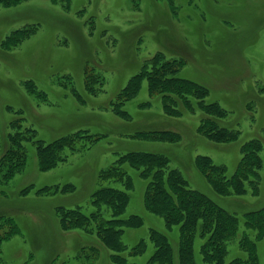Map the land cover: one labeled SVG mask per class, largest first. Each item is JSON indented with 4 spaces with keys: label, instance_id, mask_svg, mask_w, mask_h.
<instances>
[{
    "label": "rangeland",
    "instance_id": "1",
    "mask_svg": "<svg viewBox=\"0 0 264 264\" xmlns=\"http://www.w3.org/2000/svg\"><path fill=\"white\" fill-rule=\"evenodd\" d=\"M154 68L161 80L178 76L206 87L203 102L215 103L219 113L201 110L190 98L191 108L169 114L165 105L171 103L149 86ZM202 120L234 129L237 139H208L198 128ZM159 130L177 137L156 140ZM62 138H69L65 159L40 169L37 142ZM257 139V194L249 187L241 195L218 194L196 168V157L207 155L230 176L241 146ZM15 144L23 148L24 166L16 171L13 163L15 172L3 179L10 161L0 164V264H110L114 253L93 222L89 228L61 224L67 221L61 207L87 217L97 210L93 192L108 186L129 194L121 218L142 219L121 235L127 261L158 264L149 262L155 229L167 236L178 264V226L167 228L145 207L142 168L117 162L132 151L164 155L166 169H176L190 188L238 216L222 264L245 258L237 241L253 231L244 227L243 215L264 207V0H0V156ZM110 165L126 171L130 187L100 179ZM53 184L70 190L35 193ZM101 214L108 219L110 210L102 206ZM141 241L143 253L132 255ZM201 241L195 240L194 258L206 264Z\"/></svg>",
    "mask_w": 264,
    "mask_h": 264
},
{
    "label": "trees",
    "instance_id": "2",
    "mask_svg": "<svg viewBox=\"0 0 264 264\" xmlns=\"http://www.w3.org/2000/svg\"><path fill=\"white\" fill-rule=\"evenodd\" d=\"M173 73V71H169ZM160 71L154 68L149 75V86L156 87L161 92L169 114H180L179 107L191 108V99L196 100V106L207 113H219L215 103L205 104L203 99L207 96L206 87L192 80L174 76L159 79ZM178 110V111H177ZM172 115V114H171ZM210 120L201 121L199 130L213 141L236 140L237 131L234 129H219ZM156 140L174 141L177 134L167 130L154 131ZM155 139V138H154ZM69 138H62L47 144L37 142L35 146L40 169L47 170L54 167L65 158L61 155L63 149L68 147ZM262 147L260 140L249 141L241 146L242 158L235 172L227 176L226 168L212 162L207 155H199L195 159L196 168L202 173L207 183L221 195H241L249 187L253 194H257L256 183L261 168L259 152ZM18 144L0 156V164L7 160L3 179L10 178L14 170L24 166L25 154ZM128 162L131 166L141 167L140 175L147 179L144 191V205L152 213L161 216L167 228L178 226V264H197L194 258V243L197 238L202 239L199 252L202 261L206 264H222L227 255V242L236 236L239 229V218L224 208L217 205L207 196L188 186L186 180L176 169H166L168 159L162 154L150 152H128L120 156L117 162ZM13 163L15 169L13 170ZM19 171V170H18ZM101 180L119 181L125 188L131 186V180L126 171L110 165L99 174ZM253 178L254 180L250 179ZM70 190V185H45L36 189L39 195H51ZM26 193V191H24ZM129 201V194L125 190L115 187H101L93 192L92 203L97 210L90 215H83L78 209L61 207V216L67 221H62L64 226H81L89 228L94 223L97 236L103 244L113 251L110 264H133L123 256L126 246L121 241L124 228L138 227L142 224L139 215L131 214L121 218ZM110 210V217L103 218L101 207ZM58 211V210H57ZM59 212V211H58ZM243 225L253 231V234L243 231L238 238V247L246 253L245 258L235 257L229 264H264V207L249 211L243 215ZM62 226V225H60ZM150 240L154 244V252L149 262L158 264H173V249L165 234L155 229H150ZM2 238H0L1 240ZM145 244L141 241L133 246L132 255L143 253ZM262 249L260 252L259 249Z\"/></svg>",
    "mask_w": 264,
    "mask_h": 264
}]
</instances>
